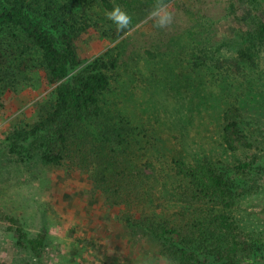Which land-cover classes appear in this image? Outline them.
I'll return each mask as SVG.
<instances>
[{
	"label": "trees",
	"instance_id": "1",
	"mask_svg": "<svg viewBox=\"0 0 264 264\" xmlns=\"http://www.w3.org/2000/svg\"><path fill=\"white\" fill-rule=\"evenodd\" d=\"M99 1L0 0V100L15 85L10 101L27 102L20 88L27 77L41 90L56 85L49 101L38 103L39 120L21 135L34 136L47 162H86L99 199L121 205L126 223L161 241L162 264H264V231L245 226L237 212L264 189V110L248 106L255 95L264 99V19L253 20L251 42L236 55L205 46L195 58L200 76L219 83L224 100L213 152L169 155L158 142L155 154L147 128L110 98L117 56L92 57L85 48L89 36L117 37L169 0H102L135 11L123 30L112 19L101 24ZM0 219L10 223L17 247L43 245L15 215L0 212Z\"/></svg>",
	"mask_w": 264,
	"mask_h": 264
},
{
	"label": "rangeland",
	"instance_id": "2",
	"mask_svg": "<svg viewBox=\"0 0 264 264\" xmlns=\"http://www.w3.org/2000/svg\"><path fill=\"white\" fill-rule=\"evenodd\" d=\"M100 1L103 25L115 4ZM162 5L154 10L171 16L166 26L157 27L153 10L117 37L89 36L85 53L117 56L110 98L147 128L155 154L158 142L169 155L213 152L224 100L221 85L200 76L195 58L205 46L231 57L248 47L253 20L264 19V0H169ZM119 7L133 20L134 10ZM22 83L27 102L10 101L15 85L0 100V212L15 215L31 237L42 236L43 245L17 247L10 223L0 219V264H162L157 258L164 250L161 241L144 227L126 223L121 205L99 199L101 189L86 162H47L34 136L21 135L39 120L38 103L48 102L56 86L46 83L41 90L42 83L28 77ZM248 106L264 110L262 95ZM261 181L264 188V176ZM237 212L245 226L264 231V189L248 195Z\"/></svg>",
	"mask_w": 264,
	"mask_h": 264
},
{
	"label": "clouds",
	"instance_id": "3",
	"mask_svg": "<svg viewBox=\"0 0 264 264\" xmlns=\"http://www.w3.org/2000/svg\"><path fill=\"white\" fill-rule=\"evenodd\" d=\"M161 7H163L162 4L157 5V9ZM153 15L158 17L156 21L157 27H164L171 22L170 15L159 16L156 10L153 11ZM108 17L117 24L118 30H123L130 24V17L118 5L108 13Z\"/></svg>",
	"mask_w": 264,
	"mask_h": 264
}]
</instances>
